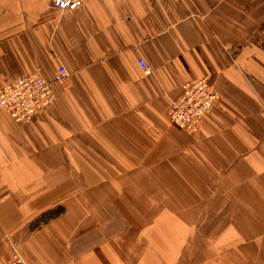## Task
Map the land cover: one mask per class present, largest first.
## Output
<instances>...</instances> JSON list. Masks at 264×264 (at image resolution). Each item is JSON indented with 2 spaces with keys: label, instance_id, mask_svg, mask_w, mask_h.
<instances>
[{
  "label": "crops",
  "instance_id": "obj_1",
  "mask_svg": "<svg viewBox=\"0 0 264 264\" xmlns=\"http://www.w3.org/2000/svg\"><path fill=\"white\" fill-rule=\"evenodd\" d=\"M35 72L51 107L0 106V264H264V0H0V86Z\"/></svg>",
  "mask_w": 264,
  "mask_h": 264
},
{
  "label": "built area",
  "instance_id": "obj_2",
  "mask_svg": "<svg viewBox=\"0 0 264 264\" xmlns=\"http://www.w3.org/2000/svg\"><path fill=\"white\" fill-rule=\"evenodd\" d=\"M61 11L75 10L88 0H46ZM140 65L147 75L151 67L142 59ZM66 66H60L55 80L64 82L70 76ZM57 100L53 81L35 72L27 76L5 81L0 86V106L18 124L32 122L36 116L51 107ZM218 100V93L207 77L182 83L179 95L172 99L168 118L178 129L195 133L203 116ZM6 264H29L19 251Z\"/></svg>",
  "mask_w": 264,
  "mask_h": 264
},
{
  "label": "rangeland",
  "instance_id": "obj_3",
  "mask_svg": "<svg viewBox=\"0 0 264 264\" xmlns=\"http://www.w3.org/2000/svg\"><path fill=\"white\" fill-rule=\"evenodd\" d=\"M192 264H194V263L192 262Z\"/></svg>",
  "mask_w": 264,
  "mask_h": 264
}]
</instances>
